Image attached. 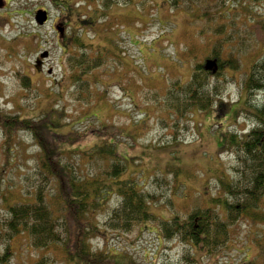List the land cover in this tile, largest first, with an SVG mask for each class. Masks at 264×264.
Returning <instances> with one entry per match:
<instances>
[{"label":"rangeland","instance_id":"rangeland-1","mask_svg":"<svg viewBox=\"0 0 264 264\" xmlns=\"http://www.w3.org/2000/svg\"><path fill=\"white\" fill-rule=\"evenodd\" d=\"M218 1L202 0L187 9L171 8L166 0H111L104 6V0H4L0 108L34 119L52 109L63 111L57 127L61 133L96 129L64 147L75 152L101 143V126L113 125L108 137L127 159L122 178L150 194V210L159 217L184 216L195 205H214L215 197L223 195L221 181L234 178L236 154L229 148L230 138H241L253 124L242 112V77L264 56V0ZM38 8L49 14L43 24L34 20ZM60 20L67 37L59 36ZM73 37L90 44L89 56L103 59L87 73L88 88L77 89L70 77L67 57L79 49L69 42ZM222 39H227L223 54L232 49L238 67L226 70L231 78L214 103L184 117L163 106L170 83L184 82L195 62L212 59L210 49ZM24 77L27 85L21 82ZM88 91L92 98H87ZM262 98L261 92L253 93L251 104ZM21 137L23 143L13 137L5 146L0 132L2 216L3 196L6 204L25 200L26 187L22 193L19 189L30 174L34 146L28 134ZM244 216L226 245L203 258L183 257L186 246L163 239L152 221L137 223L130 231L108 229L91 243L111 264H264L257 245L264 234V195L259 207ZM1 241L0 235V252ZM8 245L10 253L1 264H36L43 252L58 254L44 264H72L62 261L57 248H34L25 235L12 237Z\"/></svg>","mask_w":264,"mask_h":264},{"label":"trees","instance_id":"trees-1","mask_svg":"<svg viewBox=\"0 0 264 264\" xmlns=\"http://www.w3.org/2000/svg\"><path fill=\"white\" fill-rule=\"evenodd\" d=\"M200 1L166 0L171 8L183 5L187 9ZM110 3L111 0H104L103 6ZM218 3L226 5L227 1ZM72 39L68 38L67 43L73 42V47L79 49L72 50L67 57L70 77L77 89L79 86L88 88L87 73L100 66L103 59L99 55L89 56L90 44ZM226 40L212 45L209 53L214 64L211 67L195 62L187 80L170 83L163 106L184 117L193 109L203 110L214 103L231 78L227 77L226 70L238 67V56L232 49L223 54ZM28 81L27 77L21 78L23 85ZM242 87L245 91L242 112L253 119V124L241 138H230L229 148L236 154V164L232 166L234 178L221 181L223 195L215 197L214 205H195L184 216L175 214L170 218L157 216L149 207L150 194L122 178L127 159L111 135L108 137L113 125L101 126V143L75 152L64 147L77 143L96 129H88L83 134L61 133L57 127L62 124L63 111L52 109L42 118L34 119L0 108L3 145H11L13 137L19 145L23 143L21 135L28 134L34 146L30 154V174H26L25 184L19 189L22 193L26 187L25 200L6 204V196L2 197L5 214L0 215L3 246L0 264L10 253L8 241L22 235L36 249L57 248L62 261L67 263L111 264L104 251L93 248L91 240L108 229L130 231L137 223L145 221L156 224L163 239H176L186 246L183 257H208L223 248L237 221L246 216L250 208H258L264 195V56L251 63L242 77ZM257 92H261L263 98L260 103L251 104L253 93ZM89 93L87 98H92ZM10 156L8 151V159ZM257 245L258 257L264 259V234L257 239ZM56 256V253L43 252L35 263L44 264Z\"/></svg>","mask_w":264,"mask_h":264},{"label":"water","instance_id":"water-1","mask_svg":"<svg viewBox=\"0 0 264 264\" xmlns=\"http://www.w3.org/2000/svg\"><path fill=\"white\" fill-rule=\"evenodd\" d=\"M3 4H4V1L0 0V7H2ZM34 20L36 21L37 24H43L47 20V11L43 8L37 9L34 14ZM58 29L61 30L59 27ZM212 65H213L212 60L206 61L207 68L211 67Z\"/></svg>","mask_w":264,"mask_h":264},{"label":"flooded vegetation","instance_id":"flooded-vegetation-1","mask_svg":"<svg viewBox=\"0 0 264 264\" xmlns=\"http://www.w3.org/2000/svg\"><path fill=\"white\" fill-rule=\"evenodd\" d=\"M60 21H62V22H60V24H61V28H62V32H61V36L60 37H62V36H65V25H64V21L63 20H60Z\"/></svg>","mask_w":264,"mask_h":264}]
</instances>
